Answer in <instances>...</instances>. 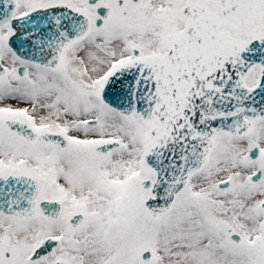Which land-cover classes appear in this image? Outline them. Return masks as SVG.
Returning a JSON list of instances; mask_svg holds the SVG:
<instances>
[{"label": "snow or ice", "instance_id": "1", "mask_svg": "<svg viewBox=\"0 0 264 264\" xmlns=\"http://www.w3.org/2000/svg\"><path fill=\"white\" fill-rule=\"evenodd\" d=\"M0 264H264V0H0Z\"/></svg>", "mask_w": 264, "mask_h": 264}]
</instances>
